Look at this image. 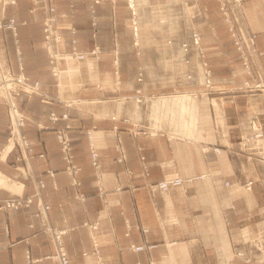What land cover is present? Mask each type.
I'll list each match as a JSON object with an SVG mask.
<instances>
[{
	"label": "crops",
	"instance_id": "0c3cea01",
	"mask_svg": "<svg viewBox=\"0 0 264 264\" xmlns=\"http://www.w3.org/2000/svg\"><path fill=\"white\" fill-rule=\"evenodd\" d=\"M90 1L54 0L57 11H65L72 18L78 48L88 50L98 45L103 51L96 61L75 63L77 85L72 92L55 84L43 45L42 12L30 11L29 0H16L14 6L5 9L4 16H13L18 23L16 39L11 31L0 30L1 66L39 82L40 89L51 98L45 101L21 95L18 101L33 122L45 126L39 129L33 122L25 126L34 150L29 168L35 178L44 181L41 200L50 205L48 223L69 228L63 243L70 264H96L88 230L82 225L95 220L99 222L105 264H148L150 259L159 264H216L226 260L258 264L234 258L233 253L240 248L237 243L244 228L264 231V135L259 149L237 148L240 135L250 131L253 116H258L264 133L263 96L250 97L241 91L172 95L198 88L202 81L199 58L183 24L181 2L189 0H134L136 44L126 0H100L92 9ZM196 2V28L210 79L221 89L236 87L248 77L217 3ZM243 22L256 33L254 48L264 52V0H245ZM61 31L66 37L67 30ZM185 41L188 50L183 52L181 44ZM113 49L117 50L116 65ZM255 58L264 81V53ZM65 79L61 76L63 88L67 86ZM138 88L151 96L135 101ZM76 99L79 101L64 105V100ZM51 111L58 115L66 111L72 125L73 160L80 167L77 186L63 171L64 161L54 137V129L65 121L52 123L48 119ZM125 118L139 125L135 136L129 133L131 125ZM7 121L6 106L0 102V150L6 144ZM114 125L124 147L122 163L115 160ZM91 127L98 146L100 180L90 163L85 130ZM150 129L157 133L146 132ZM203 143L220 146L221 152L204 155L200 149ZM248 151L255 154L248 157ZM17 155L15 148L0 152V264H26L27 252L37 259L35 264H59L50 236L39 232L36 197L28 206L3 207L10 196L28 197L36 191L33 177L23 179L13 170L16 164L25 168L16 160ZM47 169L54 170L53 177ZM125 169H130L132 176L128 177ZM174 172L184 178L204 176L186 181L184 191L171 187L166 193L159 189L149 192L147 182L156 183ZM225 180L228 186L223 184ZM245 181H252L250 189L242 186ZM117 185L121 188L116 189ZM76 193L83 194L84 199H74ZM165 240L175 243L166 247ZM144 242L155 247L140 252L128 248Z\"/></svg>",
	"mask_w": 264,
	"mask_h": 264
},
{
	"label": "built area",
	"instance_id": "2783aa9c",
	"mask_svg": "<svg viewBox=\"0 0 264 264\" xmlns=\"http://www.w3.org/2000/svg\"><path fill=\"white\" fill-rule=\"evenodd\" d=\"M30 1V11L40 10L42 12L41 26L43 34V45L46 50L48 61L50 64V71L55 78V84L59 89L64 90L61 83V76L64 79H73L72 76L77 73V68L75 63L80 61L92 59L98 60L101 56L102 51L98 46H94L89 50H81L77 47L76 39L74 36L75 28L72 23L71 17L68 13L64 11H57L53 1L54 0H29ZM100 0H93L90 4L91 7ZM190 5H186L187 9L196 5V0L192 1ZM217 3L218 11L220 13L221 19L226 26L228 34L231 38V43L233 44L235 50L239 53L241 58V65L248 76H252L250 67L255 64L254 57L260 56L264 52L257 51L254 48L256 33L248 29L243 24V4L245 0H215ZM186 4V2H184ZM16 0H0V30L11 31L13 37L16 36L17 22L13 16L5 17L4 12L8 6H14ZM127 5L131 10L132 17V31L134 36V43H137V27L135 23V5L134 0H127ZM188 10V11H189ZM61 28L67 30V36L62 34ZM16 39V38H15ZM14 39V40H15ZM170 42V40H167ZM16 43V40H15ZM190 43L199 58V68L202 73L201 87L195 89H186L182 91L174 92V96H206L212 93H223L232 91H260L264 96V84L259 82L254 85L245 83L238 89H218L215 88L210 79V69L208 62L206 60L205 49L201 44V34L195 29L191 28L190 31ZM181 49L183 52L188 50V43L185 41L181 44ZM18 52V51H17ZM116 53V51L114 52ZM114 64H117L116 57L113 60ZM0 75L3 77L2 83H0V102L6 106L7 111V138L6 144L0 150L4 149H17L18 155L16 157L17 161H22L25 168H20L17 164L13 166V170L23 178L28 179L30 177L34 178V184L36 191L32 196L22 197L20 195L10 196L5 199L3 207L5 209H18L22 206H28L33 197H36L38 204V210L35 215L39 217L41 221V228L39 232L48 234L52 240L54 247V257L59 261V264H70L69 256L66 253L63 235L68 232L69 228H57L48 223L47 211L50 205L42 202L41 200V189L44 187V181L39 177H34L29 168V159L32 156L34 150L29 143L25 135V126L28 122H33L32 119L21 109L18 98L21 95L26 97H39L42 100L48 101L51 98L46 95L41 89L40 84L37 81H30V79L23 75L21 72L19 74H13L11 71L5 70L0 63ZM187 78L190 77L189 74L186 75ZM261 81V80H259ZM148 93L143 92L141 89H136V94L134 95V100L137 102L143 101L150 97ZM79 100H64L66 106H70L72 103H76ZM48 119L53 123L58 119H63L65 122L62 126L55 129V137L59 145V151L61 157L64 161L63 171L71 177V183L75 186L79 184L77 179V173L80 167L73 160L72 152V142L70 137L71 125L68 123L67 112H63L57 115L54 111H51L48 115ZM125 122L129 123L131 126L128 129L132 136H135L139 131V125L134 123L132 120L125 118ZM35 125L41 129L45 126L39 122H33ZM250 131L248 133H243L240 135V144L237 147L240 150L248 149H259L263 145L262 137L264 135L263 130L259 124L258 116H253L250 121ZM93 129L91 127L85 130L88 138L89 153H90V163L93 171L96 173L97 178L100 180V164L98 160V153L93 136ZM112 137L114 139L113 148L116 152L115 160L122 163L125 159L124 147L121 143V138L117 133V127L114 125L112 127ZM146 132L157 133L154 129H150ZM201 152L204 155L209 153H220L221 147L217 145H210L209 143H203L200 146ZM255 154L253 151H248V157ZM143 175L147 176L145 169L142 170ZM47 174L50 177L54 176V170L47 169ZM127 176H132V171L130 169H125ZM207 175L213 176L212 173H207ZM204 175H197L189 178L182 177L178 172H174L171 176L165 177L156 183L147 182L146 186L150 193L155 189H159L162 192H167L171 187H177L180 191H184L185 182L192 179L200 178ZM225 186L229 185V181H223ZM252 181H245L242 186L245 189L251 188ZM99 187L101 190V185L99 181ZM121 188L120 185L116 186V189ZM102 191V190H101ZM74 199L82 201L84 195L81 193H76ZM83 226L88 230L92 250L91 255L95 257L96 264H105L100 251L101 241L99 239L98 229L99 222L95 221H84ZM147 227H143L142 230L146 231ZM175 241L165 240L164 244L166 247L173 245ZM237 245L240 247L234 251L233 257L243 259L247 262H254L258 264H264V231H250L246 228L242 230L241 238ZM155 247V244L144 242L142 244H130L129 249L133 252L147 251ZM86 254V253H83ZM37 259L30 256L29 252L26 253V264H35ZM127 264H140L137 262H131ZM148 264H159L157 260L150 259ZM216 264H232L231 260L218 261Z\"/></svg>",
	"mask_w": 264,
	"mask_h": 264
},
{
	"label": "rangeland",
	"instance_id": "374dc122",
	"mask_svg": "<svg viewBox=\"0 0 264 264\" xmlns=\"http://www.w3.org/2000/svg\"><path fill=\"white\" fill-rule=\"evenodd\" d=\"M92 1L93 0H91L90 2H89V6H90V4L92 3ZM193 0H189V1H186V4L182 1L181 2V6H182V10H183V14H184V20H183V24H184V27H185V29L188 31V32H190L191 31V28H195V29H197L196 28V22H195V19H196V15H197V13L199 12V6H198V3H196V5L194 6H192V7H190V10L189 9H187V6L186 5H190V4H192L193 2H192ZM53 3H54V1H53ZM55 5V4H54ZM126 5H127V0H126ZM134 5H135V1H134ZM56 7V6H55ZM127 7H128V5H127ZM90 8L92 9L93 7H91L90 6ZM128 9L130 10V8L128 7ZM189 10V11H188ZM135 11H136V5H135ZM65 12V11H64ZM130 13H131V10H130ZM135 17H136V14H135ZM71 20H72V18H71ZM222 20V19H221ZM130 21H131V24H132V17H131V15H130ZM223 22V21H222ZM135 23H136V27H137V17L135 18ZM224 24V23H223ZM243 24H244V22H243ZM245 25V24H244ZM224 26H225V24H224ZM246 26V25H245ZM247 27V26H246ZM74 28H75V26H74ZM225 28H226V26H225ZM248 28V27H247ZM249 29V28H248ZM198 30V29H197ZM226 31H227V29H226ZM227 33H228V31H227ZM132 35H133V32H132ZM74 36H75V33H74ZM228 36H229V34H228ZM156 37H151V40H156L155 39ZM75 39H76V37H75ZM168 40V39H167ZM166 40V41H167ZM229 40H230V42H231V38H230V36H229ZM255 41H256V39H255ZM133 42H134V36H133ZM76 43H77V39H76ZM95 46H98V45H95ZM77 47H78V45H77ZM94 47V46H93ZM93 47H91V48H93ZM90 48V49H91ZM89 50V49H88ZM86 51V50H85ZM102 51V50H101ZM116 51V53H117V50H115V49H113V51H111L112 52V54L114 53ZM116 53H114L112 56H113V60H114V58L116 57V59H117V54ZM102 54H103V51H102ZM101 54V55H102ZM101 57V56H100ZM99 57V58H100ZM98 58V59H99ZM95 61V60H94ZM256 61V58L254 57V62ZM240 65H241V59H240ZM241 67H242V65H241ZM210 69V68H209ZM242 69H243V67H242ZM250 70H251V74H253L252 76H248L246 73H245V70L243 69V71H244V73L247 75V79H245V80H243L242 81V83L240 84V85H238V86H236V87H232V88H230V89H238L239 87H241L242 85H244L245 83H248V84H250V85H254L255 83L257 84V83H259V82H261V83H263L264 84V81L260 78V76H259V73H258V70H257V67H256V64H252L251 65V67H250ZM139 77H140V71H139ZM256 76V77H255ZM74 77V78H73ZM72 78L73 79H65V84H67V86H66V88H65V90L66 91H68V92H72L73 90H74V87L77 85V83H75L76 82V78H77V76L74 74L73 76H72ZM67 80V81H66ZM259 80H261V81H259ZM212 84H213V82H212ZM214 85V84H213ZM199 87H201V85L199 86ZM198 87V88H199ZM214 87L215 88H218V89H221V88H219V87H217V86H215L214 85ZM138 89H141V88H138ZM142 90V89H141ZM242 92V91H241ZM245 94H247V95H249L250 97H255V96H257V95H262L263 96V94L260 92V91H243ZM263 99H264V96H263ZM73 104V103H72ZM71 104V105H72ZM65 106H66V104H64ZM56 113V112H55ZM57 114V113H56ZM58 115V114H57ZM59 120V119H58ZM69 123V122H68ZM70 124V123H69ZM71 125V124H70ZM56 128H58V127H56ZM55 128V129H56ZM55 129H54V137H55ZM71 130H72V125H71ZM70 130V131H71ZM55 139H56V137H55ZM56 141H57V139H56Z\"/></svg>",
	"mask_w": 264,
	"mask_h": 264
},
{
	"label": "bare ground",
	"instance_id": "6f19581e",
	"mask_svg": "<svg viewBox=\"0 0 264 264\" xmlns=\"http://www.w3.org/2000/svg\"><path fill=\"white\" fill-rule=\"evenodd\" d=\"M2 80H3V77H1V75H0V83H2Z\"/></svg>",
	"mask_w": 264,
	"mask_h": 264
}]
</instances>
